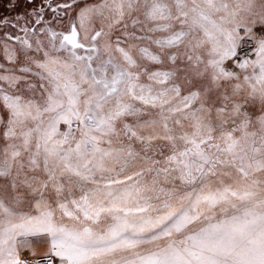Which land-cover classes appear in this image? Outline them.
<instances>
[{"label": "snow or ice", "instance_id": "obj_1", "mask_svg": "<svg viewBox=\"0 0 264 264\" xmlns=\"http://www.w3.org/2000/svg\"><path fill=\"white\" fill-rule=\"evenodd\" d=\"M0 264H264V0H7Z\"/></svg>", "mask_w": 264, "mask_h": 264}, {"label": "rangeland", "instance_id": "obj_2", "mask_svg": "<svg viewBox=\"0 0 264 264\" xmlns=\"http://www.w3.org/2000/svg\"><path fill=\"white\" fill-rule=\"evenodd\" d=\"M23 5H21L18 9H11V7L8 5L7 0H0V16L7 15L9 17L15 15L17 11H23Z\"/></svg>", "mask_w": 264, "mask_h": 264}]
</instances>
